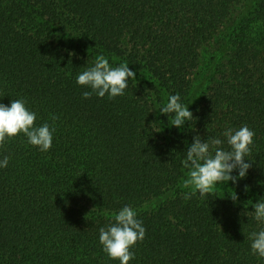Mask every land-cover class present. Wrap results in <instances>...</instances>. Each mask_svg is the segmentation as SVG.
Segmentation results:
<instances>
[{"label":"trees","instance_id":"obj_1","mask_svg":"<svg viewBox=\"0 0 264 264\" xmlns=\"http://www.w3.org/2000/svg\"><path fill=\"white\" fill-rule=\"evenodd\" d=\"M99 55L136 73L123 96L83 98ZM175 94L181 128L159 112ZM21 98L55 131L47 152L23 134L0 147V264H120L99 229L125 205L146 229L129 264H264L247 214L264 198V0H0V103ZM245 125V178L185 200L193 137L227 147Z\"/></svg>","mask_w":264,"mask_h":264},{"label":"clouds","instance_id":"obj_2","mask_svg":"<svg viewBox=\"0 0 264 264\" xmlns=\"http://www.w3.org/2000/svg\"><path fill=\"white\" fill-rule=\"evenodd\" d=\"M135 76L136 73L129 69L126 62L112 67L104 55H99L94 66L77 76L76 83L90 89L83 92L84 99H90L93 94L99 98L107 94L109 99H113L124 95L129 80L135 81ZM26 104L27 101L23 98L12 100L10 106L0 103V147L9 139L23 134L30 145L41 152H47L52 147L55 129L49 123L36 126L37 115L28 110ZM187 105L181 102L179 94H175L168 97L167 104L159 112L161 115L172 114V126L181 128L186 121H195ZM57 119L58 116H51L53 123ZM222 135L227 147L225 140L219 137H208L205 141L199 135L193 137L186 151V159L181 161L183 168L188 170L187 178L182 182V187L189 189L184 196L185 200H190L197 192L203 198L218 184L229 181L235 184L237 180L245 178L252 165L246 157L252 151L254 131L245 125L239 130L229 127ZM9 159L10 157L5 156L0 160V168H6ZM234 171H238V176L232 175ZM231 199L236 201L238 197L234 194ZM252 208L254 211L247 214L264 223V198L252 204ZM112 216L114 222L99 229V243L111 260L129 264L135 258V253L130 249L145 239L146 229L138 219L137 211L130 205H125L118 212L112 213ZM249 239L252 253L264 258V228L251 232Z\"/></svg>","mask_w":264,"mask_h":264}]
</instances>
